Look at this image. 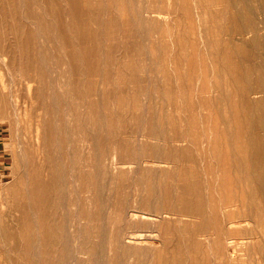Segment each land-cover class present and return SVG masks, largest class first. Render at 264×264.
Returning <instances> with one entry per match:
<instances>
[{
	"label": "bare ground",
	"instance_id": "6f19581e",
	"mask_svg": "<svg viewBox=\"0 0 264 264\" xmlns=\"http://www.w3.org/2000/svg\"><path fill=\"white\" fill-rule=\"evenodd\" d=\"M1 120L0 264L264 255V0H0Z\"/></svg>",
	"mask_w": 264,
	"mask_h": 264
},
{
	"label": "rangeland",
	"instance_id": "374dc122",
	"mask_svg": "<svg viewBox=\"0 0 264 264\" xmlns=\"http://www.w3.org/2000/svg\"><path fill=\"white\" fill-rule=\"evenodd\" d=\"M126 1L128 2L129 0H126ZM6 70L8 72L11 71L8 68ZM145 108H147V106ZM127 120L131 124L143 122V120H141L139 122V120L132 118L129 114L127 116ZM6 122H7V120H1L0 121V184L2 183V185L3 184L5 185V183L11 181V179L13 178V174H12L13 162L11 160L9 161L7 159L8 157L10 158V156L12 155L13 149H11L12 145H10L11 139L10 138L8 139L4 135V133H7V128H8L6 125ZM118 126H119V123L116 125V128H118ZM16 150H18V147ZM154 163L155 162H152V160H146L144 164H145V166H148L152 169L157 170V167L154 165ZM136 175H138V176L142 175V177H143L141 179L142 180V182H141L142 188L140 190L141 193L144 192V186H143L144 183H146L148 181H153V180L158 183L159 177H160L159 174L154 173V172H150V171L141 172L140 174L137 173ZM138 176L136 177V179H139ZM119 180H120V178L117 180L116 183L113 184L114 190H117V188H115V186L119 182ZM107 183H108V181H107ZM1 189H2V192L0 193V196L5 194L4 188H1ZM104 192H109V186L108 185H106ZM226 193L229 194V190H226ZM231 193H235V191L231 192ZM235 207H233V208H235ZM242 207L245 208V206H242ZM239 221H240V219H237V222L234 224L235 230L228 233V235H230L233 238H235L236 240H240L244 243L242 245V247L239 248V251L236 253L235 260L238 262V264H264V261L261 258V256L264 257L262 252H259L258 249L256 252V250H254V248H251L253 246L252 244H254V242L257 241V238L260 234L259 227L255 222V216H251L250 218L244 217L241 222H239ZM138 233H143V236H141L140 238L133 239L132 242H134L135 244H137V243L141 244L142 243L143 246L149 247L151 250H153V249L157 248V246L160 245L159 243H161L157 237L151 236L150 234H148L149 232H147V231L139 230ZM105 242H106V244H108L107 243L108 240H106ZM246 242H248V244ZM248 245H250V246L247 247ZM104 251H105V253L110 255V258H106L105 260H103L100 257V254L103 252H102V250H100V248H97L96 264H118V262L112 263V261H114V258H112V257L116 256L118 253H121L122 248L106 247V248H104ZM159 251L160 252L161 251L162 252L168 251L169 253H171L168 249H161V250H157L155 252H151V253H149V255L155 256V255H157L156 253ZM128 256H129V259H128L129 262L128 263L129 264H135L137 261V259H136L137 254L134 252H131L128 254ZM150 261H153V260H150ZM124 262H121L120 264H123Z\"/></svg>",
	"mask_w": 264,
	"mask_h": 264
}]
</instances>
